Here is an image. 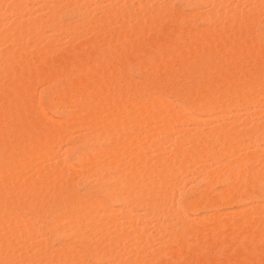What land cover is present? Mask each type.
<instances>
[{"label": "bare ground", "instance_id": "6f19581e", "mask_svg": "<svg viewBox=\"0 0 264 264\" xmlns=\"http://www.w3.org/2000/svg\"><path fill=\"white\" fill-rule=\"evenodd\" d=\"M9 1L14 3L9 8L12 13L9 12L15 13V15L31 11L30 5L24 6L23 2L30 4L40 1L39 4L46 6L42 7L45 9L52 4L48 0ZM59 1L67 4L73 2V0ZM198 1L191 0L189 3L196 7L203 0ZM206 1L205 4L209 3L212 9L209 7V14H205L206 16L204 15L200 19L208 25L205 30L199 29L200 31L196 29L195 25L192 26L193 20L198 18L197 15H191L192 17H188L190 19L187 17L186 19L181 13L178 14V11H174L177 12L175 14L167 9L160 13V15L162 14L160 17L158 14V17L156 16L152 20H144L136 16L134 17L136 22L134 27L128 32H120L119 30L125 26L124 18L133 17L134 13L132 12L131 15V12L126 8L118 10L116 7H108L104 10L105 12L103 11L101 21L94 19L93 25H89L91 38L88 44L86 43V46L79 51V57L77 55L73 58L62 59L58 63L54 61L57 63H54L57 67L51 68L52 72L50 67L47 68L49 65L46 63L47 59L39 57L34 61H27L23 57L20 58L21 54L28 51L31 43L42 39V34L37 28L39 30L42 28L51 29L54 33H62L75 39L86 28L79 24L80 21L78 24L81 27L66 24L65 26L68 27L63 28L59 26L61 23L52 12L51 14L54 15L49 14L45 19H32L26 23L15 22L9 24L7 29L0 31V43L5 41L6 45L7 42L10 43L9 47L5 49V53L0 55V67L10 69L2 71L3 69L0 68V72L2 71L0 80L2 82L3 79L5 80V84H0V264H96L99 262H104V264H145L149 261L147 256L140 262L141 255L145 253L144 246L149 247L150 241L154 238L157 239L158 236L152 235L151 238L149 236V240L147 236L139 232L137 225L139 223L144 228L154 227L152 222L156 223L155 226L158 225V228L155 227L154 230L157 229V232L163 230L167 234L166 238L170 237L171 243L176 244L174 253L185 264H264V229L259 228V225L264 221L260 216L261 210H264L263 190H260L264 186V150L259 154L242 152L247 144L257 149L259 144L264 143V123L257 125L249 133L236 132L235 126H224L225 124L213 128L207 133H198L199 135H187V133L184 135L185 132H181L180 128L182 119L186 114L188 117L189 111L193 113H191L193 115H191V119L196 122L203 116L212 118L213 114L218 111L226 109L231 111L245 109L246 111L253 105L255 107V104L264 102V44L253 27L255 26L253 22H256L260 15L263 16L264 6L257 4L246 11L234 8L228 25L221 26L220 21L218 22L221 6L219 4L216 9L215 6L222 1L224 4L225 0L221 2L217 0L216 3L214 2L216 0ZM7 2L8 0H0V8L7 6ZM144 3L141 6L145 10L147 5ZM202 5L203 3L199 6ZM194 6L191 7L194 8ZM65 7L63 9H67ZM82 9H79L82 11L81 13L80 11L76 13L77 16L81 15L82 21L86 22L94 10L90 12ZM81 18L79 19L81 20ZM114 19L119 22L118 27L115 28L118 33L111 39L106 31V24ZM166 20H169L168 23L172 21L176 24L172 26L171 24L174 23L167 24L168 27L162 29V24ZM89 21L91 20H88L87 23ZM101 22L105 25V29ZM111 23L114 24V22ZM160 31L159 35L161 36L156 37L155 35ZM155 32L157 33L154 35ZM104 33H107L108 40L100 39L101 42L105 41L100 44L98 39L101 36L105 37ZM262 37L264 38V36ZM81 53H86L85 56L89 55L92 60L83 57ZM6 63L7 67L11 66V68H7ZM131 63H136L137 70L143 71V74L148 72V78L151 80L148 81L147 78V83L139 82L140 85H134L136 84L134 80L131 81L132 83L128 81V78L125 77L129 76L125 74ZM82 72L86 75L85 79L83 76L81 81H74L71 78L73 81L69 80V82L67 79V83L63 82L65 85L56 91V97H50L49 100L51 112H56L58 103L75 102L79 103V107L75 104L76 107H72L74 110L67 109L68 111H65L68 120L66 118L64 123L59 122L61 124L58 126L49 124L47 114L39 108L38 100L32 95L33 86L30 82L33 83L32 79L34 80L35 77H37V82H39V78L42 81V77L48 78L49 75L51 81L63 76H68L67 78L70 79L69 75L74 77L77 73L81 74ZM180 72L185 73L184 76ZM42 73L44 76L40 77ZM177 74L182 75L183 78L179 75L177 78ZM185 75L190 83L180 84L182 79L187 80ZM78 77L77 74L76 79ZM49 83L51 82L49 81ZM186 83L187 85H185ZM3 85L4 88H2ZM112 86H115L116 91L111 90ZM10 90L12 91L10 92ZM16 90H20L22 93L17 94ZM110 92L116 93L111 94ZM171 95L175 101H169L166 98ZM181 103H185L184 107ZM143 113L148 116V119H144L145 121L137 118L138 114L143 115ZM83 124L88 126L89 130L92 129L93 134L90 133L92 136L87 135V138H81L82 140L78 139L81 140L80 144L84 148L83 151L81 148V152L78 151L79 153L75 155V159H77L75 163L77 167H81L80 171H83H81L83 182L90 178L96 183L97 193L101 198L95 197L91 193L88 196L87 194H84L85 196L78 195L79 193L77 194L71 185L74 182L69 181V184L64 179V176L68 172L70 174L75 165L66 163H62L64 164L62 169L57 166L53 169V164L47 163L53 170H51L50 177L47 179H44V176L41 177L42 179H39V182L33 185L34 188L30 191L28 187L31 188V186L26 185L27 188H24L25 182L22 179L24 174L21 172L30 170L31 174L35 172L38 176L43 175L46 170L45 166H47L44 162L47 159L58 160L55 159L58 157L55 148H59L58 146L65 141L66 144H68L67 141H71L70 138H67V131H72L76 125L83 128ZM7 127L12 128L8 129ZM157 134L162 136L158 139L164 140L163 142L173 140V136L179 134V138L176 137L174 140L176 148L170 157L169 155L164 157L165 152L160 151V145H158L159 149L154 144L156 142L154 137ZM186 142L191 144V147H187L188 149H184L186 146L183 147ZM105 144L107 147L104 146ZM152 145L158 150V154L162 155L159 154V158H155L153 162L149 163L144 149ZM138 146L143 149V152L138 150ZM150 149L152 148H149V152ZM156 149L154 152L157 154ZM209 158L217 163L213 172H210L208 167ZM226 158H230L231 162H224L223 160ZM193 164H196L197 167ZM191 166L193 169L196 167L195 170L203 177V181L207 185L206 191L186 198L182 204L175 205V201L173 202L174 206L170 201L174 197L172 186L174 183L176 184V176L186 171L190 173ZM7 175L10 176L9 179ZM6 176L5 183L7 185L11 183V190L14 184L19 186V188L14 187L15 190H19L9 193V197L7 196L8 186L3 181V177ZM218 182H228L231 183V186L230 189L228 188L227 191L219 195V201L216 203L241 207L236 213L242 218L241 222L232 212L234 214L231 215L234 216H227L229 219L226 217V220L224 217V219H220L218 216L213 221L211 220L216 216H213L212 219L209 218L211 219L209 221L214 222V224L211 223L212 225L210 222L203 225L198 223L197 228H193L194 226L191 225L187 227L186 222V226H184V221L189 219L192 222L193 220L181 212L189 210L188 212L191 213L197 209L210 208L213 205V200L209 199L210 185ZM22 186L24 190L28 191L21 189ZM76 187L78 188V185ZM171 192L173 193L171 194ZM25 193L30 194L28 196ZM13 195L20 198L17 197L18 200L14 199L15 201H13ZM258 199L263 200V204L248 208L252 209L250 212L253 217L255 215V218H251L252 215L247 207L242 206L248 202L253 204ZM112 204H129L131 206L128 205L130 207L128 210L129 207L124 205L128 208L121 209L122 212L119 211V208L117 210L119 212H117L111 208ZM132 206V211L137 207L138 209L142 208L145 212L142 211L140 217L143 213L149 215L148 218L142 216L136 219V215L133 214L134 218L131 211ZM243 208H246L249 213L247 214V210H243ZM173 209L174 212H172ZM29 211L36 214L34 222L39 221L40 225L44 224L45 228L36 230V225V229H34V225L31 226L28 220L25 222L26 218L23 214L29 213ZM175 211L180 213L174 215ZM182 214L187 217L186 220ZM137 216L139 215L137 214ZM206 216L208 218V215ZM171 217L176 222H173L174 219L170 220ZM150 220L151 223H149ZM122 221L126 222V225ZM170 221L175 225L169 224ZM63 224L66 226L63 227ZM171 225L177 226L179 230L177 231V227L173 228ZM111 229L112 233H109ZM164 232L162 236H164ZM156 234H160V232ZM185 235L192 239V241L189 240L193 246L195 245L194 250L191 249L190 242H188L191 245L190 249L188 248L190 246L185 244L188 240ZM97 236L101 237L97 239L95 238ZM27 237H30L31 240L33 238L35 241L41 240L40 243L32 245L33 251L30 249L34 252V256L30 255L29 258L26 253V259L24 258V261L20 262L19 258L18 260L14 259L15 250H13L14 245L12 244H15V241H19V244L22 243V240L27 241L29 240ZM132 237L136 240V242L133 241L136 245L140 243L139 247L143 246L142 252L144 253L141 254L142 249L139 250L140 253L133 251V259L129 260L128 258H131L129 256L128 261H123L124 258H121L123 247L130 243L123 245L122 241L125 242ZM66 238H69L68 240L71 242L61 243ZM91 238L93 242L90 241ZM158 239L160 238L158 237ZM161 239L163 238L161 237ZM10 240H14L12 244ZM35 241L33 240V242ZM54 241L55 243L59 241L60 250L50 258L46 254ZM15 246L19 247L18 243ZM229 250L235 252L232 259L228 260L227 258L225 261H221L224 258L216 259V255L220 256L223 254L222 252L226 253ZM138 254H141L140 258H138ZM212 254L216 257L212 258ZM42 255L46 256L45 259L40 257ZM23 257L25 256L23 255ZM137 260L139 261L137 262ZM150 261L149 264H151Z\"/></svg>", "mask_w": 264, "mask_h": 264}, {"label": "rangeland", "instance_id": "374dc122", "mask_svg": "<svg viewBox=\"0 0 264 264\" xmlns=\"http://www.w3.org/2000/svg\"><path fill=\"white\" fill-rule=\"evenodd\" d=\"M39 1V0H38ZM49 2H50V4L51 5H53V6H51L50 5V7H48L47 6V8L45 9V8H42V7H46V6H42L41 4H39L40 3V1L39 2H37V3H26V2H23V4H24V6H28V5H30L29 6V8H31V11L30 12H26V13H24V14H22L21 13V15H19V14H16L15 15V13H13V14H11L12 12V10H10L9 8H11L10 6H12V4H14V3H12L13 1H9L8 0V2H7V6H4V7H1L0 8V31H2V30H5V28L7 29L10 25L9 24H13V23H15V22H18V23H26L27 21H29V20H32V19H45L46 18V16L48 17L49 16V14H51L52 12L57 16L56 18L58 19V22L59 23H61L59 26L60 27H68V26H76V27H79L80 25H82L83 27L84 26H86V28H85V30L87 31V29H88V27L91 29V27L90 26H92L93 25V23H94V19L97 21V19L98 20H102V14L105 12L104 10H106L108 7H116V9H118V10H120L121 8H126V9H128L130 12H131V15L134 13V15H133V17H128V18H124V20L126 21H124L125 23V26L123 27V28H121L119 31L120 32H128V31H130L133 27H134V23H136L135 21H134V17H136L137 16V18H142V19H144V20H152L153 18H156V16L158 17V14H159V17L162 15H160V13H163V10L165 11V10H171V11H178L179 13L178 14H182V16L183 17H189V16H191V15H197L196 17H198L197 18V20H193L194 22H193V25L192 26H194L195 25V27H197L196 29H206L207 27H208V25H207V23H205V22H203V20H200V19H202L203 17H204V15L206 14H209V10H210V8H211V6H210V4L209 3H207V4H209V5H207V4H205L207 1L206 0H203V1H205V2H203L202 1V3H203V5L202 6H199L200 4H202V3H198L199 5H197L196 7L194 6V5H192V3H189V2H191V0L189 1V0H76V2H75V0H73V2H72V4H71V2L70 3H63V2H61V1H59V0H48ZM182 1V2H181ZM189 1V2H188ZM195 1H197V0H195ZM199 1H201V0H199ZM198 1V2H199ZM212 1V0H211ZM218 1H222V0H218ZM217 0L216 1H214L215 3L216 2H218ZM77 2H82V3H77ZM146 3V5H147V9H142V6H141V4L142 3ZM225 3L223 4V1H222V3H218L216 6H215V9L217 8V6H219V4H220V6L222 7H220V9H221V13H220V19L218 18V22L220 21V25L221 26H227L228 25V23H229V21H230V19H231V16H232V11H234V8L236 9V10H243V11H246V10H249V9H251L252 7H255L257 4L259 5V4H262L263 6H264V0H225L224 1ZM74 3V4H73ZM144 3V4H145ZM214 3V4H215ZM28 4V5H27ZM222 4V5H221ZM41 5V6H40ZM48 5H49V3H48ZM67 5V7H65ZM70 5V6H69ZM72 5V6H71ZM84 5V6H83ZM143 5V4H142ZM187 5V6H186ZM206 5V6H205ZM9 6V7H8ZM81 6V7H80ZM191 6H194V8L193 7H191ZM41 7V8H40ZM63 7H65V8H67V9H63ZM97 7V8H96ZM169 7H171V8H169ZM210 7V8H209ZM48 8H50V9H48ZM82 8H85V9H82ZM87 8V9H86ZM198 8V9H197ZM9 9V10H8ZM63 9V10H62ZM79 9H82V10H87V11H93L94 10V12H93V14L91 15V17H90V19L88 18V20H91V21H89V23H87V21L88 20H86V22H84V21H82V18L80 17L81 15L79 14L78 16H79V18H81V20L78 18V16H77V13H78V11H80ZM212 9V8H211ZM11 13H10V12ZM104 11V12H103ZM208 11V12H207ZM77 12V13H76ZM82 11H80V13H81ZM133 12V13H132ZM5 13H7V14H5V16H4V14ZM175 13V12H174ZM177 13V12H176ZM175 13V14H176ZM184 13V14H183ZM264 12H262V14H263ZM3 14V15H2ZM54 14H51V15H54ZM136 14V15H135ZM7 15H9V16H7ZM205 15V16H206ZM202 16V17H201ZM3 17H5V18H3ZM192 17V16H191ZM101 18V19H100ZM186 18V19H187ZM188 19H190V18H188ZM69 20V21H68ZM76 20V21H75ZM117 20H118V18H117ZM135 20H136V18H135ZM80 21V22H79ZM93 21V22H92ZM167 21V22H166ZM165 22H166V24H165V22H164V24H162V29H164V27H166L167 26V24L169 25V24H171V23H174V24H171V26L172 25H175L176 23L175 22H172V21H170V23H168V21L169 20H166ZM196 21V22H195ZM263 21V22H262ZM78 22H79V24H78ZM83 22V23H82ZM91 22H92V24H91ZM111 22H114V24H112ZM116 22V23H115ZM262 22V23H261ZM64 23V24H63ZM69 23V24H68ZM85 23H86V25H85ZM105 23V22H104ZM119 22L118 21H115V19L113 20V21H110V25L109 24H106L107 25V27H106V31H108L107 33H109V38H113L117 33H118V31L115 29V28H117L118 27V24ZM254 23V25L255 26H253L254 27V29H255V31H256V33L259 35V37L261 38V42H262V44H264V38L262 37V36H264V14H263V16L262 15H260L259 17H258V19L256 20V22H253ZM253 23H252V25H253ZM261 23V24H260ZM68 25V26H65V25ZM84 24V25H83ZM87 24H88V26H87ZM101 24H103L102 22H101ZM8 25V26H7ZM61 25H63V26H61ZM79 25V26H78ZM90 25V26H89ZM114 25V26H113ZM7 26V27H6ZM103 26V28L105 29V25L103 24L102 25ZM260 26V27H259ZM81 27V26H80ZM82 27V28H83ZM168 27V26H167ZM195 27H193V28H195ZM81 28V29H82ZM102 28V27H101ZM102 28V29H103ZM110 28V29H109ZM114 28V29H113ZM45 29V28H44ZM43 28L42 29H38L37 28V30L42 34V39L40 40V41H36L35 43H31L30 44V48L28 49V51L27 52H25V53H23V54H21L22 56L20 57V58H24V60H27V61H29V60H35L36 58H39V57H42V58H45V59H47L46 60V63L47 64H51V66H49V65H47L46 67L47 68H49L50 67V69L52 68V69H54V68H56L57 67V65L55 66V64H57L59 61H61L62 59H67V58H73V57H76L77 55V57H79V55L80 54H78L79 53V51L80 50H82L85 46H86V43L88 44V42H89V40H90V38H91V31L88 29V31H87V33H85L86 31L83 29L82 30V32L79 34V35H77L76 37H75V39L73 38L72 39V37H67V35H65V34H60V33H54V31H51V29L49 30H47V29H45L44 30ZM197 30V31H198ZM199 30V31H200ZM84 31V32H83ZM90 31V32H89ZM104 31V30H103ZM261 32V33H260ZM88 33H89V35H88ZM107 33H104V35H105V37H102L101 35V37H99V35H97V37H99V42H101V40L100 39H103L104 40V38H105V40H108V38L106 37L107 35ZM157 32H155L154 33V35L156 34ZM159 33L161 34V31L160 32H158L155 36L156 37H160L161 35H159ZM64 35V36H63ZM159 35V36H158ZM71 38V39H70ZM26 40V39H25ZM103 40H102V42H103ZM25 42V41H24ZM102 42L100 43V44H102ZM103 43H105V41L103 42ZM5 44V45H4ZM10 45V43H8L7 42V45H6V41L5 42H1L0 43V55H3L4 53H5V49L7 48V47H9V45ZM82 54V56L84 57L85 56V54L84 53H81ZM20 56V55H19ZM82 57V58H83ZM86 57H88L87 59H90V61L92 60V58L88 55H86L85 56V58ZM90 57V58H89ZM80 58H81V56H80ZM21 60V59H20ZM37 61V60H36ZM48 61V62H47ZM57 62V63H55V62ZM4 62V61H3ZM8 62V61H7ZM9 63V62H8ZM55 63V64H54ZM3 64V63H2ZM10 64V63H9ZM9 64H8V66H9ZM136 64V63H135ZM135 64L134 63H131L130 64V67L128 68V70H126V74L125 75H128L129 77H125V78H128V81H132V80H134L135 81V83L136 84H134V85H138L139 84V82L141 83V84H145V82L147 83V78L149 77V73L148 72H146L145 73V71H144V73L146 74H143V71H139V70H137L138 68H136V66H135ZM5 65V64H4ZM11 65V64H10ZM137 65V64H136ZM54 66V67H53ZM6 67H7V63H6ZM46 67H44V68H46ZM98 67V66H97ZM134 67V68H133ZM1 69H3L2 71H6V70H10V69H4V68H2V67H0ZM7 68H11V66H9V67H7ZM17 68V67H16ZM42 68V67H41ZM70 68V67H69ZM68 68V69H69ZM0 69V70H1ZM52 69H51V72H52ZM48 71H49V69H47ZM1 71V72H2ZM129 71V72H128ZM0 72V73H1ZM50 72V71H49ZM48 72V73H49ZM183 73V72H182ZM181 72H180V74H182ZM77 74L79 75V77H80V79H76V77H77ZM76 75H74V77L72 76L73 75V72H72V75H69V77H70V79L69 78H67L66 76H63V77H59V78H54V80H50V75L48 76V78H49V80H48V78L47 77H42V81H40V79L41 78H39L38 79V81L39 82H37V77H35V79L33 80L32 79V81H33V83L32 82H30V84H32V86H33V88H32V95H33V97L36 99V100H38V102H39V108L41 109V110H43L46 114H47V118H49L48 120L50 121H48V123L49 124H54V126L56 125V126H58V125H60L59 124V122H63V121H65V119L67 118V120H68V117H66L65 116V111H68L67 109H69V110H74L72 107H76V105H78L77 107H79V103H73V102H71V103H58V105H57V109H56V112H51L50 110H49V100L51 99V98H55L56 97V91L60 88V87H62V86H64L67 82H66V80L67 81H73V80H71V78L72 79H74V81H76V80H82V76H83V78L85 79L86 78V75H85V73H77ZM131 74V75H130ZM185 74V73H184ZM184 74H182L183 76H184ZM41 75L42 76H44L43 75V73L42 74H40V77H41ZM153 75V74H152ZM152 75H150L151 77H152ZM179 74H177V78H179V76H178ZM182 75L180 76L181 78H183L182 77ZM47 76V75H46ZM76 76V77H75ZM150 77V78H151ZM132 78V79H131ZM185 78H186V75H185ZM184 78V79H185ZM1 79H3V78H1ZM53 79V78H52ZM187 79V78H186ZM6 80H8V79H6ZM44 80V81H43ZM151 79H149L148 78V81H150ZM179 80V79H178ZM181 80V79H180ZM1 82H0V84L2 85L4 82H5V80L3 79V82H2V80H0ZM49 81L51 82V83H49ZM69 81V82H70ZM145 81V82H144ZM189 81V79H187L186 81L185 80H183L182 79V82L180 81L179 83L181 84H184L183 82H187V83H190V81ZM41 82V83H40ZM63 82L65 83V84H63ZM138 82V83H137ZM132 83V82H131ZM187 83L185 84V85H187ZM5 84V83H4ZM62 84V85H61ZM140 85V84H139ZM2 88H4V85H3V87ZM113 89H114V91H116V89H115V86H112L111 87V90L113 91ZM12 90H10V92H11ZM53 91V92H52ZM9 92V91H8ZM19 92V93H18ZM55 92V93H54ZM13 93L15 94V90L13 91ZM16 93L17 94H21L20 93V90H16ZM111 94H113L112 92H110ZM109 93V94H110ZM116 93V92H115ZM114 93V94H115ZM12 94V93H11ZM110 94V95H111ZM53 97H52V96ZM168 95H170V94H168ZM166 96H167V94H166ZM173 95H171V96H168V97H166L169 101H175V98H173L172 97ZM51 97V98H50ZM108 97H110V96H108ZM103 99V98H102ZM183 103V102H182ZM181 103V104H182ZM63 104H65V105H63ZM76 104V105H75ZM69 105V106H68ZM75 105V106H74ZM183 105H185V103L184 104H182V106ZM65 106V107H64ZM68 106V107H67ZM61 107V108H60ZM67 107V108H66ZM71 107V108H70ZM184 107V106H183ZM186 107V106H185ZM64 111H63V110ZM75 109H77V108H75ZM231 110H229V109H226V110H223V111H218V112H215L213 115L214 116H212V118L210 117V118H208V117H204L203 116V118L201 117L200 119H199V121H194L193 122V120L191 119V117L193 116L192 114V111H189V115H188V117H190V118H188V117H186L187 116V114L185 115V118H183L182 119V123H181V126H180V128L182 129V131H181V129H180V131L181 132H185L184 133V135L187 133V135L189 134V135H197L198 133L199 134H203V133H207V132H209V131H211V130H213V128L215 129L216 127H219V126H222V125H224V126H235V131L236 132H243V133H249V132H252L253 131V129L257 126V125H259V124H263L264 123V102L263 103H260V104H255V107H254V105L252 106V107H250L249 108V110H246L245 111V109H241V110H238V111H231ZM233 112H234V116H233ZM246 112V113H245ZM192 113V114H191ZM140 114V113H139ZM137 115V118L140 120H144V119H146L148 116H146L144 113H143V115L141 114V115ZM192 115V116H191ZM145 116V117H144ZM238 118H237V117ZM233 117V118H232ZM52 120H51V119ZM148 119V118H147ZM145 121V120H144ZM234 121H236V122H234ZM234 123V124H232V123ZM64 123V122H63ZM13 124V123H12ZM227 124V125H226ZM10 126V125H9ZM80 126H81V124H80ZM83 126V128H82V130H81V128H79L78 127V125H76V129L73 131H67V138H70V140L71 141H69V142H71V143H74V144H70L68 141H67V143L68 144H66V141L64 142V143H62L61 145H59L58 147L59 148H55V149H57L56 150V153H57V158H55V159H58V160H51V159H47V161L46 162H44L47 166H45L46 168V170H44L45 172H43V175H41V176H38L35 172H32V174H31V171L30 170H25V171H23V172H21L22 174H24V175H22V176H24L22 179L24 180V182H25V185H24V188H27V186L26 185H28V186H31V188L30 187H28V189H29V191L30 190H32V188H34V187H32L33 185H36V183L37 182H39V179H42L41 177H43L44 179L46 178L47 179V177H50V175H51V172L53 171L52 170V168L54 169L56 166L57 167H60V169H62L63 168V166L62 165H64L65 163L66 164H71V165H75V167H74V169H71V172H70V174H69V172H68V174H66L64 177V179L66 180V183L68 182L69 184H70V182H74L73 184L71 183V185L74 187V190H75V192L78 194V195H80V194H87V196L88 195H90V193H91V195H94L95 197H98V198H101L99 195H98V193H97V185H96V183L94 182V181H92V179H90V178H88V180L87 181H85V182H83V179H82V172L80 171V169H81V167L80 166H78L77 167V165H76V163H75V160H77V159H75L76 157H75V155L77 154V153H79V152H81V148H82V151H83V148H84V146L82 145V144H80L81 143V140L83 139V138H87V135L89 136V135H91L92 136V134H93V131H92V129H90L89 130V127L88 126H85V124H83L82 125ZM85 126V127H84ZM88 127V128H87ZM8 129H10V128H12V127H7ZM8 129H6L7 131H8ZM5 130V129H4ZM3 130V131H4ZM77 130V131H76ZM184 130V131H183ZM10 131V130H9ZM12 131V130H11ZM90 131H92V132H90ZM202 132V133H201ZM90 133H92V134H90ZM198 134V135H199ZM157 135H159V136H157ZM154 138L156 139V142H154V144L158 147V145H160L159 147L161 148V150L160 151H164L165 152V154L163 155L164 157H168L167 155H169V157L172 155L171 153H173L174 152V148H176L175 147V139H176V137L177 138H179V134L177 135V136H173V140L171 139L170 141H171V143H170V141H168V140H166V142H163L162 140H160V139H158V138H161L162 136L160 135V134H157ZM175 135V134H174ZM76 139V140H72V139ZM82 138V139H81ZM78 139H81V140H78ZM154 140V139H153ZM79 141V142H78ZM155 141V140H154ZM157 141H158V143H157ZM168 141V142H167ZM173 141V142H172ZM77 142V143H76ZM173 143V144H172ZM175 143V144H174ZM70 144V145H69ZM72 145V146H71ZM82 145V146H81ZM72 148H71V147ZM105 147H107V145L105 144L104 145ZM153 146V147H152ZM151 147H149V148H152V149H150L151 151L149 152V148H146L147 149V151H146V149H144V153L146 152V154H147V157H148V161H149V163H150V161H154L155 160V158H159L160 156H158L159 154H161V153H159L158 154V150L155 148V146L154 145H152ZM186 146V148H184V149H188L187 147H191V144L189 143L188 144V142H186V143H184L183 144V147H185ZM263 146H264V143H261V144H259V147L257 148V149H255V148H253L252 146H250L249 144H247L243 149H242V152H244V153H252V152H254V154L255 153H258L259 154V152H262V150H264V148H263ZM69 147V148H68ZM158 147V148H159ZM162 147H163V149H162ZM138 148H139V146H138ZM157 150L156 152H157V154L154 152V150L155 149ZM159 148V149H160ZM259 148H260V151H259ZM66 149V150H65ZM154 149V150H153ZM138 150H142V152H143V149H141V147L138 149ZM166 150V151H165ZM65 151V152H64ZM79 151V152H78ZM73 153V154H72ZM163 153V152H162ZM74 157H73V156ZM162 155V154H161ZM257 155V154H256ZM158 156V157H157ZM73 158V159H72ZM151 158V159H150ZM231 159H232V157H230ZM230 158H226V159H224L223 161L224 162H228L229 160H231ZM72 159V160H71ZM234 159V158H233ZM157 160V159H156ZM74 161V162H73ZM212 161H213V159L212 158H209V160H208V167H209V170H210V172H213L215 169H216V167H217V163H215L214 161H213V163H212ZM51 163V165L53 164V166H52V168H49V167H51V165H49L50 163ZM54 162V163H53ZM151 162V163H152ZM229 162H231V161H229ZM47 163H49V164H47ZM62 163H64V164H62ZM196 166V164H193V166ZM193 166H191V172L190 173H188L187 171V173H186V175H185V173H183V174H179L178 176H176V184L174 183L173 184V186H172V189L174 188V191L173 190H171V191H173V192H171V194L173 193V195H174V197H173V195H171L173 198H171V200L172 201H170L172 204H173V202H175L176 201V203H175V205L176 204H182L183 202H184V200L186 199V198H191V197H193V196H196V194L198 193H201V192H205L206 191V187H207V185L205 184V182L203 181V177L198 173V171H196L195 170V168L197 167H194V169H193ZM56 167V168H57ZM47 168H48V170H47ZM50 170V171H49ZM52 170V171H51ZM73 170V171H72ZM193 170V171H192ZM70 171V170H69ZM200 175H198L196 172ZM28 174H27V173ZM47 172H49V173H47ZM30 173V174H29ZM35 173V174H34ZM33 175V176H32ZM8 176V179H9V175H7ZM7 176L6 177H3V181H4V184H6L5 183V179L7 178ZM21 176V177H22ZM34 176H36V177H34ZM40 177V178H39ZM66 177H67V179H66ZM26 178V179H25ZM29 180H28V179ZM38 178V179H37ZM27 181V183H26V181ZM82 180V181H81ZM6 181H9V180H6ZM70 181V182H69ZM78 181V182H77ZM29 182V183H28ZM65 182V181H64ZM175 182V181H174ZM8 183V182H7ZM11 184V183H10ZM10 184L8 183V190H7V196L9 197L10 196V194L9 193H11V192H13V191H16V190H19V189H14V187L16 188V186L19 188V186L18 185H16L15 186V184H14V186L12 187V190H11V186H10ZM31 184V185H30ZM231 183H228V182H218V183H216V184H214V185H210V194H209V199H211L210 201H212L213 203V205L210 207V208H202V209H197V210H195V211H191V213L190 212H188V211H186V210H183L181 213H184V215H188L187 217L188 218H190V219H192L193 221L191 222V220H189V219H187V217L186 216H184L183 214V217H185L184 218V220H186L187 219V221H184L183 222V224H184V226H186L187 225V227H189L188 225H191V226H194L193 228H197V226H198V223H200L199 225H203V224H207V223H209L210 222V224L212 223V224H214V222H211V221H213V220H215L216 218H217V216L220 218V219H222L223 217L225 218H223L224 220H226L228 217L227 216H230V217H232V216H234V215H231V214H234L235 213V215H237L236 213H237V211L241 208V207H239L238 205H231V206H227V205H224V204H221V203H216V201H219V195L220 194H222V193H224L225 191H227L228 190V188L231 186L230 185ZM78 185V188L76 187ZM95 185V186H94ZM4 186V185H3ZM7 186H4V187H7ZM196 187V188H195ZM193 188V189H192ZM261 188V187H260ZM21 189H23V186H22V188ZM199 191H198V190ZM230 189V188H229ZM24 190V189H23ZM25 190H27V189H25ZM24 190V191H25ZM192 190V191H191ZM194 190V191H193ZM262 192H263V194H262V192H261V194L264 196V186H262V188L260 189ZM23 191V192H24ZM28 191V190H27ZM26 191V192H27ZM18 192V191H17ZM13 193H15V192H13ZM19 193V192H18ZM89 193V194H88ZM93 193H96V194H93ZM213 193V194H212ZM9 194V195H8ZM24 194V193H23ZM30 194V193H29ZM29 194H27V193H25V195H28L29 196ZM190 194V195H189ZM15 195V194H14ZM13 195V201H15L14 199H17L18 200V198H20V197H18V196H14ZM19 195V194H18ZM20 195L22 196V193H20ZM83 195H81V196H83ZM98 195V196H97ZM187 195V196H186ZM27 196V197H28ZM85 196V195H84ZM16 197V198H15ZM18 197V198H17ZM11 198H12V195H11V197L9 198L10 200H11ZM29 198V197H28ZM16 200V201H17ZM259 200V202H256V201H258ZM258 200H256V201H254L253 202V204H251V202H248V204L246 203L244 206H242V207H247V209L248 208H252V207H255V206H257L258 207V205L259 206H262V204H263V200H260V199H258ZM256 202V203H255ZM216 204H217V206H216ZM124 205H126V206H128L129 204H123V205H121V204H112V206H111V208L113 209V210H119V208H120V210L119 211H123V210H121V209H126V208H128L129 206H131V205H129L128 207H126V206H124ZM174 205V204H173ZM174 205V206H175ZM220 207H219V206ZM213 206H215V207H213ZM115 209H114V208ZM173 207V206H172ZM239 207V208H238ZM117 208V209H116ZM132 208H133V206L131 207V211H132ZM244 209H246V208H243V210ZM246 209V210H247ZM128 210H130V207H129V209ZM128 210H126V211H128ZM249 210V212L252 210H250V209H248ZM248 210L246 211L247 212V214L249 213L248 212ZM119 211H117V212H119ZM136 211V212H135ZM143 211V209L141 208V209H138V207H137V209L136 208H134L133 209V211H132V216H133V214H135L136 215V219H138V217H140V213ZM130 212V211H129ZM138 212V213H137ZM145 211H143V213H144ZM172 212H174V209H173V211ZM218 214H217V213ZM232 212H234V213H232ZM261 219L263 218V220H264V210L262 209L261 210ZM34 213V212H33ZM31 211H29V213L28 212H26V213H24L23 214V216L26 218V221L25 222H28L31 226L32 225H34V229H36V227H37V229L36 230H38V229H40V228H45V226H43V225H40V222L39 221H35L34 222V220H35V218H36V214H33ZM141 214V217L143 216V218H145V216L147 217V216H149V215H145V214ZM177 212L175 211V213H174V215L176 214ZM178 213H180V212H178ZM178 213H177V215H178ZM229 213H230V215H229ZM137 214L139 215V216H137ZM203 214V215H202ZM228 214V215H227ZM134 215V216H135ZM181 215V214H180ZM179 215V216H180ZM206 215H208V218H207V216ZM250 215H252V213L250 212ZM133 216V217H134ZM197 216V217H196ZM213 216H216V217H214L213 219H212V217ZM238 216V215H237ZM236 216V218L240 221L242 218H240L239 216V218ZM132 217V218H133ZM140 217V218H141ZM173 217V216H172ZM169 218L170 220L172 219H174V218ZM201 217V218H200ZM227 217V218H226ZM248 217H249V215H248ZM257 217V216H256ZM25 218H24V220H25ZM135 218V217H134ZM133 218V219H134ZM142 218V219H143ZM148 218V217H147ZM209 218H211V219H209ZM218 218V219H219ZM250 218V217H249ZM251 218H255V215H254V217H253V215H252V217ZM34 219V220H33ZM150 219V218H149ZM169 219H168V221H169ZM206 219V220H205ZM229 219V218H228ZM260 219V220H261ZM28 220V221H27ZM31 220V221H30ZM135 220V219H134ZM139 220H141V219H139ZM138 220V221H139ZM200 220V221H199ZM202 220H204V221H202ZM209 220H211V221H209ZM121 221V220H120ZM136 221V220H135ZM137 221V222H138ZM152 221H154V220H152ZM156 221V220H155ZM33 224H32V223ZM38 222H39V225H38ZM123 222V224L124 225H126L125 223L126 222H124V221H122ZM157 222H159L160 223V221H157ZM171 222V221H170ZM170 222H168L169 224H173L172 222L170 223ZM173 222H176L175 221V219L173 220ZM186 222H187V224H186ZM207 222V223H206ZM236 222H238L237 220H236ZM241 222V221H240ZM149 223H151V220H150V222ZM158 223V224H159ZM261 223V222H260ZM152 224L154 225V227H152V226H150V224H149V226L150 227H148V228H144L141 224H139L138 223V225H137V223L135 222V225H137L138 226V228H139V232L142 234V235H145V236H147L148 238H149V236H150V238L152 237V235L155 237V236H158L160 239H158V237H156L157 239H155L154 237V239H152L150 242H151V244L149 245V247L147 246H144L146 249H144L143 248V246H142V248H141V246L139 247V245H140V243L139 244H135L134 242H136V240H134V238L132 237V239L131 238H129L127 241H125V242H123L122 241V243H123V245L124 244H128V242L130 243V245L128 246V245H126V246H128V248H126V246L125 247H123L124 248V251L126 252H124V251H122V253L123 254H121V255H123V256H121V258L123 259L124 258V260L123 261H128V259L129 260H132L133 259V255H134V252L136 251V252H138V253H140L141 252V254L142 253H144L143 255H141V254H138V258H140L139 257V255H141V260H140V262L142 261V258H144L145 256H147L148 257V259L147 260H151L150 261V263L151 264H185L184 262H183V260L181 259V258H179L175 253H174V250H175V248H176V244L175 243H171V240H170V237L167 239L166 237H167V234L163 231V230H161V231H159L158 230V232L156 231L157 229H155L154 230V228L155 227H157V226H155V224H154V222H152ZM186 224V225H185ZM210 224H208V225H210ZM211 224V225H212ZM35 225H36V227H35ZM173 225H175V224H173ZM197 225V226H196ZM66 226V224H63V227H65ZM141 226L144 228H142L141 229ZM172 226V225H171ZM196 226V227H195ZM122 227V226H121ZM173 227V226H172ZM175 228L177 227V226H174ZM173 227V228H174ZM200 227V226H199ZM209 227H211V226H209ZM125 228H126V226H125ZM158 228V227H157ZM178 228V227H177ZM176 228V230L178 231L179 230V228L177 229ZM259 228L260 229H264V221L259 225ZM113 229V228H112ZM112 229L110 230V232L109 233H112L111 231H112ZM109 230V229H108ZM156 231V232H155ZM160 232V234H161V236H159L160 234H156V233H159ZM164 232V236H162V233ZM108 233V234H109ZM1 234V233H0ZM111 235V234H110ZM208 235V234H207ZM101 237V236H100ZM99 237V238H100ZM161 237L163 238V239H161ZM187 236L185 235V238H186ZM95 238H97V239H99L98 238V236L97 237H95ZM150 238H149V240H150ZM188 238V240H187V242H185V244L187 243L190 247H188L189 249L191 248V245L190 244H192V248L191 249H193L194 250V246H193V243L191 242L192 241V239L191 238H189V237H187ZM186 238V239H187ZM27 239H29V240H31L30 239V237H27ZM26 239V240H27ZM69 239V238H68ZM67 238H66V240H64V242H61V243H65V241H66V243H68L69 241L71 242V240H68ZM96 239V240H97ZM186 239H184V240H186ZM189 239H191V241L189 240ZM25 240V239H24ZM29 240H27V241H23L22 240V243H20V244H22L21 245V247H20V244H19V241H15V244H12L13 243V241L14 240H10V242H11V244L12 245H14V249L13 250H15V252H14V259L16 260H18V258H19V260L18 261H20V262H22V261H24L23 259L25 258L26 259V257L28 256L29 258L31 257L30 255H33L34 256V252H32L33 251V249H31L33 246V244L35 243V244H38V243H40V240L38 239V240H36L35 241V239H33L32 238V242H33V240L35 241V242H31V241H29ZM156 240V242H154ZM162 240V241H161ZM168 240V241H167ZM170 240V241H169ZM44 241V240H43ZM63 241V240H62ZM90 241H92L93 242V239L91 238V240ZM89 241V242H90ZM134 241V242H133ZM153 241V242H152ZM158 241V242H157ZM164 241V242H163ZM21 242V241H20ZM26 242H27V244H28V246H27V244H26ZM58 242L59 241H57V243H55V241L52 243L53 245H51V248L48 250V253L46 254V256H48V257H50V258H52V257H54L55 256V254H57V253H59L58 251L60 250L59 248H60V245L58 244ZM188 242H190V244L188 243ZM17 243H18V245H19V247L21 248H19L18 246L16 247L15 245H17ZM26 245H25V244ZM41 243H43L42 241H41ZM60 243V244H61ZM153 243V244H152ZM157 243V244H156ZM161 243H163V244H161ZM92 244V243H91ZM90 244V245H91ZM94 244V243H93ZM134 244V245H133ZM10 245V244H9ZM25 245V246H24ZM136 245V246H135ZM187 245V246H188ZM24 246V247H23ZM30 246V247H29ZM121 246V245H120ZM28 247V248H27ZM136 247V249H134ZM138 247H139V249H138ZM163 247H165V248H163ZM23 248H24V250H23ZM123 248L121 247V250H123ZM130 249V250H126V249ZM3 249H4V247H3ZM26 249V250H25ZM29 249V250H28ZM32 251H31V250ZM140 249H142L140 252H139V250ZM143 249H144V252H142L143 251ZM164 250V251H163ZM236 250V249H235ZM234 250V251H235ZM19 251H21V252H19ZM30 251V252H29ZM128 251H131L130 253L128 252ZM134 251V252H133ZM233 251V250H232ZM231 250H229L228 252H222L223 254H221L220 256H218V255H216L217 256V258L216 259H219V258H224V259H221V261L223 260V261H225V260H227V258H228V260L229 259H232L233 257H234V255H235V252H232ZM23 252V253H22ZM24 252H25V254H24ZM31 252H32V254H31ZM54 252V253H53ZM56 252V253H55ZM26 253H27V256H26ZM49 253H52L53 255H50ZM129 253V254H128ZM158 253H159V255H158ZM15 254H16V256H15ZM25 256V257H23V255ZM44 256V257H43ZM45 255H42V256H40V257H42L43 259H45V257H46ZM52 256V257H51ZM131 257V258H128V257ZM157 256H159L158 258H155V257ZM212 258H214V257H216V256H214L213 254H212ZM21 257H23V258H21ZM40 257H37L38 259L40 258ZM146 257V258H147ZM42 258H40V260H42ZM128 258V259H127ZM137 258V259H138ZM153 258H154V261H153ZM215 260V259H214ZM139 260H137V262H138ZM149 261H147L146 263L147 264H149ZM136 263V262H135ZM145 263V264H146ZM96 264H104V262H102V263H96ZM106 264V263H105ZM137 264H139V263H137Z\"/></svg>", "mask_w": 264, "mask_h": 264}]
</instances>
